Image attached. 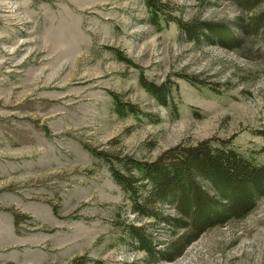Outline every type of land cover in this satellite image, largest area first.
<instances>
[{
	"label": "rangeland",
	"instance_id": "1",
	"mask_svg": "<svg viewBox=\"0 0 264 264\" xmlns=\"http://www.w3.org/2000/svg\"><path fill=\"white\" fill-rule=\"evenodd\" d=\"M154 1L159 26L146 0H0V264H264V197L172 262L132 244L135 229L163 251L171 230L132 210L111 175L126 174L121 160L213 139L264 164L260 37L230 52L187 42L174 22L249 15L229 0ZM141 76L170 88L166 107Z\"/></svg>",
	"mask_w": 264,
	"mask_h": 264
},
{
	"label": "trees",
	"instance_id": "2",
	"mask_svg": "<svg viewBox=\"0 0 264 264\" xmlns=\"http://www.w3.org/2000/svg\"><path fill=\"white\" fill-rule=\"evenodd\" d=\"M195 1L204 3V0ZM229 1L249 15L247 22L238 19L233 25L218 26L196 19L185 23L174 20L183 38L193 45L205 43L236 52L240 38L250 34L259 36L264 47V10L254 13L264 0ZM146 3L152 24L159 26L161 6L154 0ZM114 51L119 61L137 67L119 51ZM190 80L185 81L195 86L194 80ZM139 84L160 106L168 105L170 88L166 90L148 83L143 76ZM111 97L118 104V97L114 94ZM125 107L131 114H139L134 107ZM260 135L264 136V131ZM121 163L126 174L112 167L111 175L127 195L132 210L171 230V240L163 251H156L153 239L135 229L130 232L132 244L146 256L165 262L175 260L190 242L208 230L244 220L264 197V164L243 156L229 142L211 139L184 143L151 162L125 158ZM161 206L172 208L174 216H163L158 210Z\"/></svg>",
	"mask_w": 264,
	"mask_h": 264
}]
</instances>
